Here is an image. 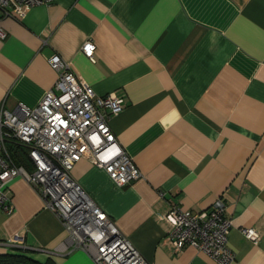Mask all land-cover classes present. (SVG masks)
<instances>
[{
	"label": "crops",
	"instance_id": "0c3cea01",
	"mask_svg": "<svg viewBox=\"0 0 264 264\" xmlns=\"http://www.w3.org/2000/svg\"><path fill=\"white\" fill-rule=\"evenodd\" d=\"M0 30V108L36 106L56 79L55 54L97 95L123 99L110 128L141 176L120 187L87 159L71 175L144 258L216 264L189 245L173 252L162 215L222 197L229 264H264V0H51L1 15ZM87 40L94 60L82 51ZM8 195L0 253L95 264L64 246L61 220L26 180L13 178ZM16 235L24 247L7 243Z\"/></svg>",
	"mask_w": 264,
	"mask_h": 264
},
{
	"label": "built area",
	"instance_id": "2783aa9c",
	"mask_svg": "<svg viewBox=\"0 0 264 264\" xmlns=\"http://www.w3.org/2000/svg\"><path fill=\"white\" fill-rule=\"evenodd\" d=\"M50 1L0 0V16L24 14L30 7ZM5 37L0 30V39ZM82 51L94 60L92 40L84 42ZM48 62L56 79L36 106L18 102L10 109L0 108V211L11 212L8 184L13 178H23L61 220L67 232L64 246L82 250L95 264H151L71 175L74 165L87 159L120 187L141 176L110 128L123 99L114 92L97 95L57 54ZM15 147L25 151V163L12 157ZM224 212L222 197L197 212L171 204L162 215L170 224L166 240L171 250L179 252L189 245L216 264H229L234 257L228 246L231 220ZM242 232L253 242L259 241L256 230ZM7 243L24 247L19 235Z\"/></svg>",
	"mask_w": 264,
	"mask_h": 264
},
{
	"label": "trees",
	"instance_id": "16d2710c",
	"mask_svg": "<svg viewBox=\"0 0 264 264\" xmlns=\"http://www.w3.org/2000/svg\"><path fill=\"white\" fill-rule=\"evenodd\" d=\"M15 147L11 149V155L17 163H25V151ZM0 264H56L51 258H47L44 262H39L26 254L21 249L0 253Z\"/></svg>",
	"mask_w": 264,
	"mask_h": 264
},
{
	"label": "rangeland",
	"instance_id": "374dc122",
	"mask_svg": "<svg viewBox=\"0 0 264 264\" xmlns=\"http://www.w3.org/2000/svg\"><path fill=\"white\" fill-rule=\"evenodd\" d=\"M94 262V261H93Z\"/></svg>",
	"mask_w": 264,
	"mask_h": 264
}]
</instances>
